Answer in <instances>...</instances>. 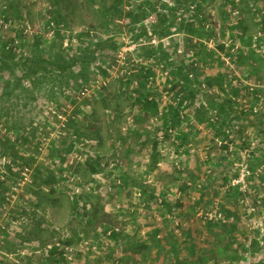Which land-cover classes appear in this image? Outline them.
<instances>
[{"label": "rangeland", "instance_id": "rangeland-1", "mask_svg": "<svg viewBox=\"0 0 264 264\" xmlns=\"http://www.w3.org/2000/svg\"><path fill=\"white\" fill-rule=\"evenodd\" d=\"M102 1L0 0V4L3 2V5H8L13 20L10 30H0V42L7 41L12 50L18 47L21 51H17L20 54L18 59L30 56L35 50L33 36L25 32L27 26L36 32L38 37L43 38L42 32L46 31L50 20H61L69 28H75L80 32H91L93 33L90 35L91 40H97L94 34L103 36L104 33L102 30L104 25L97 10L98 4ZM127 1L125 0L126 3ZM249 1L240 0V5L237 6L243 11L240 20L229 11L231 3L228 0H206L202 6L207 30H213L215 37L195 39L197 44L204 46L201 49L204 52L202 51V56L190 52L186 57L188 64L199 63L201 75L198 79L190 77L184 72L185 69L173 72L165 63L155 60L154 57H144L139 49L151 48L150 38L144 36L133 44V36L128 25L123 27L124 43L120 49L111 51V54L120 58L119 54L127 50L125 56L131 52L127 56L128 58L132 56L134 68L138 64L139 67L148 64L153 68L152 73L159 83L156 85L158 90L155 91V87L147 85L145 92L147 94L151 92L159 98L160 106L164 105L163 113L165 106L170 104L166 103L168 100L183 97L184 85L187 87L189 84V87L194 89L200 88L196 92V99H189L186 105H183V101L177 107L173 105L178 109L183 122L173 127L172 132L168 130L171 137L167 139L165 137L164 143L157 139V131L163 128L166 132L172 126L164 125L163 113L152 114L135 101L138 98L136 89L129 83L121 82L122 76L118 77L116 73L108 71L111 61L106 65L108 75L103 76L97 70L95 75L97 79L93 78L84 86L92 87L96 80L106 81V91L104 88L95 92L93 89L86 94L82 93L84 88L66 90L67 92L60 89L52 91L50 89L52 79L59 80L62 76L61 70L56 69L53 73L61 74L58 77L44 71L43 74L42 72L38 74L41 76L39 79L36 76L35 79H26L25 85L29 86L30 90L28 93H35V97L30 99L26 93L28 97H22L18 101L0 100L2 121L7 124L11 122L9 126L11 129L16 125L21 129L30 130L31 143L24 142L23 136H20L19 160L30 161L35 167V172L45 165L51 167L59 160L53 158L49 150L54 141H59L55 139L54 131L51 132L52 135L50 133L59 125L52 110L67 108V115L74 116L69 119V122L74 123L70 126V133L76 135L80 132L81 139L77 143L85 142V145L80 149L76 138H72L74 145L72 144L70 151L68 152L67 146L70 144L68 142L64 147L60 146L63 150L57 155L62 158L64 170L80 175L84 188L88 190L87 194L77 196L71 184L63 181L62 177L56 184L54 183L56 193L50 195L51 185L40 187V183L34 177L33 183L21 184L24 190L21 191L18 186V193L12 192L14 197L8 201V206H3L0 201V224L5 227L0 225V264H56L47 256L49 246H54L57 242L66 245L63 240L70 241L73 247V259H66L63 264H174L177 260L193 254L204 259L202 264H237L243 261L242 259L253 263L258 254L264 258V209L262 205L258 207L254 204L260 190L264 195V179L259 178V174H264V122L260 117L264 114V107L259 109L260 105L253 96L257 88H264V46L261 45L264 32L260 28L261 18L256 14V0ZM151 2L155 3L157 11L169 13L174 9L172 13L175 11L179 16H184L182 9L174 8L171 0ZM258 6L260 8L263 5L259 2ZM1 9L3 11L7 8L2 6ZM184 18H181V21L187 23L188 17ZM156 20L157 13L149 11L140 24L149 29ZM241 21L246 26L245 36L241 35L240 40L234 44L233 35H236V32L242 34V31L238 30ZM121 22L124 24V21ZM187 36L184 31L174 32L154 45L158 48L160 43H163V49L171 54V48L182 50ZM82 38L83 35H80V39ZM15 39H19V42L15 43ZM50 41H56L63 46V39ZM82 42L77 49L82 50L83 46L89 43L86 38ZM223 43L224 49L220 48ZM212 48L216 49L211 52ZM228 49L231 56L227 54ZM105 51L98 55L96 62L88 63L87 76L94 72V63L98 65L101 63ZM49 52L50 49L47 48L46 54ZM78 66L73 69L76 75L81 70L82 63ZM9 74L6 69L3 71L0 69L1 88L2 81L10 80L13 83L16 80L15 76L21 75L22 72L17 67L11 79ZM77 77L75 79L67 76L63 79L72 83L75 80L81 81L82 77L78 75ZM221 81L226 88L225 91L220 87ZM203 83L207 87H204ZM175 84L180 86L174 88ZM166 90H169V93L165 99L163 94ZM208 92H220L223 97L234 99L236 101L234 105L238 108L248 109V118L245 117L247 128L243 134L251 132V140L246 142L251 143L253 147L249 152L243 151L244 144L241 142L243 134L235 133L228 136L225 129L212 125L215 121L209 116L217 107L207 103L209 116L197 112L199 105L206 103ZM15 107H19L18 112ZM251 109L253 111L250 113ZM156 116L158 118H155ZM131 118L134 119L133 122ZM123 126L127 127V132H124ZM9 127L8 135L0 134V171L2 170V174L7 172L4 176L8 180L7 183L12 186L19 179V172H16L19 167L14 164L12 166L14 171L10 172L2 156L4 138L15 141L14 132ZM182 133L187 134V141L178 137ZM43 136L48 137L47 142L42 139ZM68 138L71 139L70 136ZM154 139L158 141L159 163L155 169H151ZM227 149L231 151L226 153ZM77 151H81L85 156L72 164L70 154ZM208 151H211V155ZM254 151L256 157L253 156ZM118 152L124 155V164L113 169L101 165L109 162ZM91 163L96 167L100 165L99 172L91 171ZM225 164L229 168H226ZM244 166L254 167V172L248 174V178H244L242 186L240 184L243 191V188H246V191L250 192L246 194L245 200L242 194L246 191L241 194L232 185L234 177L230 179L231 183H225V177L235 171L239 173L243 169L240 167ZM93 173L99 176L95 177ZM118 173L132 176L136 182L128 184L125 190L117 192L114 196L100 190L101 186L105 187L109 179ZM239 179L241 178L236 180ZM140 182L152 184L156 190L145 194V197L143 195L140 197L138 195ZM235 184L239 187V183ZM39 192L42 194L41 197L38 196ZM0 194L1 198L3 194ZM109 224L118 226L122 235H125L119 240L120 244L108 236ZM233 224L236 228L233 231H226ZM158 227L161 231L153 236ZM254 240L260 241L258 254L254 256L251 252L237 253L239 244ZM127 241L133 242L134 246L125 250L121 244H126ZM142 244L147 247L143 248ZM58 247L61 250V247ZM236 254L237 259L233 258Z\"/></svg>", "mask_w": 264, "mask_h": 264}, {"label": "trees", "instance_id": "trees-1", "mask_svg": "<svg viewBox=\"0 0 264 264\" xmlns=\"http://www.w3.org/2000/svg\"><path fill=\"white\" fill-rule=\"evenodd\" d=\"M160 2H163L164 0H159ZM174 4V8H180L182 9V13L184 16H179L175 11L172 13L174 9H172L171 12L166 13L162 11H157V7H155V3L151 2V0H128L127 3L125 0H113L111 3H107L105 0L100 2L97 6L98 10V16L104 25V31L103 36H99V34H94V38H97V40H91V36L89 32L83 31L79 35H83V38L80 39L81 42L88 41L89 43L83 46L82 50L75 49V48H62L63 46H60L61 43H57L56 41L51 42L50 40L46 39L44 36L38 37L37 34H31L33 36L34 44H33V51L34 53L30 56H24L23 58L18 59V56L20 54L17 50L18 47H16L14 50L10 47V44H8L7 41L0 42V69L1 71L5 70L10 72L9 78L11 77L12 73L15 72V69L18 67L20 68L22 74L16 75V80L11 83L7 81H2L0 87V100L2 102L5 101H13L12 99L19 100L22 97H35V93H28L29 86H26L25 83L27 82L26 79H35V76L41 78L38 74L40 72L48 71L51 74L56 70H61V74H52L53 77H59V80H53L52 84L50 86V89L53 91L55 89H60L62 92H67L66 90L71 89H83L86 84H88L90 81L94 79H97L95 77L96 71L99 70V73H102L103 76L108 75V71L106 69V65L109 64V62H115L116 56L111 54V51L115 52L116 50L120 49L121 45L124 43V35H123V27L125 25H128V28L130 32L132 33V42H136L140 40L142 37H149L152 38L153 36H156L157 39H162L171 36L174 32L178 31H184L188 34L186 43H184V47L182 48L183 51L179 52L176 48H171V54H168L166 50L163 49V43H160V47L156 48L154 44H152V47L149 49L140 48V53L144 55V57H154L155 60H158L159 62L165 63L166 67H170L173 72L180 69H185L184 72L188 74H192L193 78L198 79L201 75V67H199V63L192 62L187 63V55L190 54V52H194L197 54H202V45L197 44V42H194L196 39H212L215 37V33L213 30H207V22L205 17L203 16V10L202 6L206 2V0H171ZM233 6H239L240 0H228ZM249 1V0H246ZM251 1V0H250ZM249 1V2H250ZM261 2L263 6L259 8L258 3ZM3 3V2H2ZM0 4V13L5 12L8 17H12L10 14V10L7 9L2 11L1 7L3 4ZM255 5L257 6L256 14L260 16L261 18V30L264 32V0H256ZM241 9V8H240ZM156 12L157 13V20L153 22L151 28L143 27L140 23L145 17L147 12ZM243 16V11L241 10L240 13ZM60 16V15H58ZM188 17L187 23H183V20L181 21V18ZM176 18H180L177 20ZM187 19V18H184ZM59 21V20H57ZM61 21V20H60ZM124 21V24L121 22ZM181 21V22H180ZM121 23V24H119ZM174 29V30H173ZM238 30L242 33L239 34L236 32V35H233V43L235 44L240 38L241 35L246 32V26L241 21V24L238 26ZM134 33V34H133ZM60 35V34H59ZM61 36V35H60ZM243 36V38H244ZM45 39V40H44ZM58 39H61L59 37ZM47 40V41H46ZM82 42V43H83ZM173 44V43H171ZM261 45L264 46V35L261 37ZM225 44H221L220 48L224 49ZM47 48L50 49V52L46 54ZM81 48V46H80ZM212 48L210 51H214ZM16 50V51H15ZM70 50L73 52H70ZM106 50V51H105ZM205 50V49H204ZM18 51V52H17ZM105 51L106 54H104L101 63L95 64L94 63V72L91 73L90 76H87L88 74V67L91 62H96L98 55ZM207 51V50H206ZM200 52V53H199ZM204 52V51H203ZM227 54H231L230 49L227 50ZM23 55V53H22ZM202 56V55H201ZM231 56V55H230ZM50 57V58H49ZM200 60V59H198ZM202 61V60H200ZM199 62V61H198ZM82 63V68L78 72V76H81L80 80H75L73 83L70 82V80H65L67 76L70 78L71 76L73 78H78L73 69L79 67L78 64ZM128 68V67H127ZM80 69V68H79ZM129 70V68H128ZM127 70V71H128ZM65 71V72H64ZM125 72V75L120 78L121 82L125 84H130L132 87L136 89L138 92V98L137 103H139L141 106H143L147 111H150L152 114H157L159 112V102L156 100H149L148 96L151 94V92H148V94L145 92V88H147L149 76L153 72V68L150 65H142L139 67L137 71H131L130 73ZM64 73V74H63ZM71 73V74H70ZM94 74V76H93ZM264 75V74H263ZM13 76V75H12ZM52 77V76H51ZM63 77L65 79H63ZM11 79V78H10ZM138 80V85H134V80ZM64 81V82H63ZM180 84H175L174 88H177ZM220 87L223 91L226 90V88L223 86V81L220 82ZM104 90H107V86L103 87ZM200 88L194 89L186 85L183 86L182 92L184 98H188L190 100L196 99V92L199 91ZM250 90V88H249ZM48 91V90H47ZM46 91V92H47ZM75 92V91H74ZM28 96H27V94ZM110 95V94H109ZM236 95V94H235ZM207 101L206 103L203 102V104H200L199 108L197 109V112H199L201 115L207 114L209 116L208 110L206 108L207 103H211L213 107H217V119L215 120L212 125L214 126H220L221 128L225 129L228 132V136L237 134H243L245 133V129L247 128V123L245 121V117L248 118V109L247 108H238V106L234 105L236 101L232 98L223 97V94L220 92H208L206 94ZM253 96L258 101L259 105L264 107V88H257L255 92H253ZM236 97V96H235ZM18 112L19 107H15ZM250 113L252 112L249 111ZM1 115V114H0ZM163 119H164V125L166 126H172L176 127L179 126L183 119L179 117V111L177 108H174L173 106H165ZM202 117V116H201ZM262 121L264 122V114H261ZM1 118V117H0ZM211 119V116H209ZM2 120V118H1ZM4 121V120H3ZM8 121V120H7ZM5 123V122H4ZM218 123V124H217ZM10 123H5L6 127H9ZM14 125V124H13ZM71 125H74L72 122ZM10 128V127H9ZM11 129V128H10ZM14 135H15V141H12L9 138H4L3 142L4 148L2 150V154L10 155L12 157V164H7V169L12 172L14 171L12 166L13 164L18 165L19 168L22 167L24 164H29L30 161L27 159L25 160H19L20 158V152L18 150V143L20 140V136H23V140L26 143H31L32 141V135L30 133V130L27 128L21 129L14 125L12 127ZM76 142L81 139V133L76 134ZM244 136V134H243ZM242 136V138H243ZM46 136H43V138ZM166 139L171 137V134L169 133L168 129L165 134ZM183 141H187V134L182 133L178 136ZM42 138V139H43ZM241 138V140H242ZM70 143L68 147V152L72 148V144L74 145V142L68 137L60 138L59 141H54L49 150L52 152V157L55 159H59L57 162H55L51 167H45L36 169L34 177L36 178V181L40 183V187L42 185H51V194L53 195L56 193V186L58 179L61 178V175L65 172L63 162L61 161L62 158L57 155V153H61L65 144ZM242 142V141H241ZM247 141L242 142L244 144L243 150L245 148H251V143H246ZM183 145V144H181ZM229 148V146H227ZM252 149V148H251ZM214 151V149L212 150ZM211 155V151H208ZM229 153V150L227 149V152ZM64 155V153H62ZM59 154V155H62ZM158 141L154 139V146H153V154L152 158L150 159V167L151 169H155L157 167V164L159 163V157H158ZM249 155H252L249 153ZM253 156L256 157L255 151L253 152ZM250 157V156H249ZM251 158H248L250 160ZM54 162V161H53ZM250 162V161H249ZM45 164V163H43ZM253 165L254 163L251 162ZM102 165V164H101ZM50 166V165H49ZM98 166V164H97ZM100 166V165H99ZM98 166V167H99ZM42 167V166H40ZM96 167L94 164L91 163V171H98L99 168ZM226 168H229L225 164ZM253 166L250 167L251 172L253 173ZM20 169H18L16 172H19ZM224 172V171H223ZM227 172V170H225ZM224 172V173H225ZM238 171L233 172L232 175H228L225 177V183H231L230 179L232 177L238 176ZM125 177H124V176ZM132 176H128L126 174L121 175V185H118L114 183V179L110 178L111 184L115 188H117V192H121V190H125L128 184L132 182H136L132 179ZM250 178H253V176H250ZM259 178L264 179V174H259ZM232 180V179H231ZM7 178L5 180L2 179L0 174V193L3 194V196L0 198L1 203H3V206H8V202L6 200V191L10 188L11 184L7 183ZM55 183V184H54ZM140 191L142 195L145 197V194L151 193L156 190V187L152 184H147V182H140ZM187 186V185H185ZM238 186V185H236ZM233 186L236 191H240L241 194L244 192L240 185L239 187ZM242 186V185H241ZM43 187V186H42ZM246 191V190H245ZM36 192V191H35ZM249 191H246V193L242 194L243 200L246 199V194H249ZM262 191L258 192V198L255 200L254 204L255 206L260 207V205L263 206L264 209V195L261 194ZM41 193H38V196L41 197ZM109 196H114L112 193H108ZM1 196V194H0ZM81 196V195H80ZM153 196V193H152ZM43 197V196H42ZM203 198V197H202ZM174 205V203L172 202ZM170 208V207H169ZM229 214V213H228ZM222 226L225 227V224ZM231 226V225H229ZM108 228L111 230V233L108 234V236L113 241H119L123 236L122 231L117 229V226L113 224H109ZM236 228V225L233 224L230 228L228 227L226 231H233ZM226 229V227H225ZM161 231V229L158 227L153 232V236L158 235V233ZM66 245H69L71 242L66 240L64 241ZM133 243V242H132ZM131 242L127 241L126 244H121L125 250L130 249L132 246H134ZM120 244V241H119ZM260 241H252L250 243H247L245 241L244 243L239 244L237 253L245 254L246 252H251L252 255H256L259 253L260 250ZM136 246H139V244ZM143 248H146L147 246L142 244ZM249 253V255H251ZM259 255V254H258ZM256 256V260H254L253 263H248L244 259L243 261L238 262L237 264H264V258H261L260 256ZM47 256L51 259V261L56 262V264H63V261L66 260V256H64L63 251L59 250V247L57 245H54L52 248L49 249ZM58 256V258H57ZM253 256V257H254ZM233 258L237 259L238 256L233 255ZM204 259L202 257L197 258V254H193V256L186 257L180 260H177L174 264H202ZM111 264H120V263H111Z\"/></svg>", "mask_w": 264, "mask_h": 264}, {"label": "built area", "instance_id": "built-area-1", "mask_svg": "<svg viewBox=\"0 0 264 264\" xmlns=\"http://www.w3.org/2000/svg\"><path fill=\"white\" fill-rule=\"evenodd\" d=\"M3 7L6 8L7 5H3ZM229 11L232 13V15L237 20L241 19V14H240L241 10H240V8H237V6H233L232 4H230ZM12 26H13V20L10 17H8L5 12L0 13V30L1 31H8V30L11 29ZM206 26H207V24H206ZM25 32H29L31 34H35L36 33L34 31L30 30V27H28V26H27ZM42 33L49 40H56L57 38L61 37V39H63V47L67 48V49L68 48H76L80 44V35L79 34L81 32L78 31L75 28H69L62 21L50 20L48 25H47L46 31H43ZM92 34L93 33H91L90 35H92ZM141 39H143V37ZM150 40H151V44H154V43L156 44V43H158L160 41V39H157L156 36H153L152 38H150ZM18 42H19V39H15V43H18ZM195 42H196V40H195ZM133 44H135V43H133ZM130 49H133V48H130ZM17 50H18V48H17ZM178 51L182 52L183 49L182 50H178ZM19 52H21V51H19ZM125 52H127V50ZM125 52L122 51L119 54L120 58L116 57L117 58L116 61L112 62L110 64V66L108 67V71L110 73L111 72L112 73H116V75L118 77L125 75V72L128 70V68H129V70L127 71V73H130L131 71H137V69H138V66H136L135 68L133 67L134 60H133L132 56L130 58H128V56L131 54V52L127 53V55L130 53L128 56L127 55L125 56ZM118 62H120V64H117ZM161 66H163V64H161ZM158 71H159V69L157 70V72ZM189 76L193 77L192 74H189ZM105 84H106V81L102 82L101 80H96L92 87L84 88L82 93L86 94L88 91L90 92L93 89H94V92H95L96 90H100L104 86H106ZM134 85H136V86L138 85V80L137 79L134 80ZM148 85L150 87H153V88L155 87V91L158 90V87L156 85H159V83H158V81H156V78L153 75V73H151L150 76H149ZM203 86L207 87L205 83H203ZM168 93H169V90H166L164 92L163 97L165 99L168 98V95H167ZM134 95H136L135 92H134ZM183 97L182 98L181 97L180 98H176L174 100H168V102H166V101L165 102L166 103H170L168 105H170V106L174 105L175 107H177V105L179 106L181 101H183V105H186V103L188 102L189 99L188 98H183ZM148 98H149V100H156L157 102H160L159 98L157 96L153 95V93L149 94ZM163 107H164L163 104L161 106L159 104V114L160 115L163 113ZM262 108H263L262 106H259V109H262ZM255 111H256V109H255ZM66 112H67V108L66 107L56 108V109L52 110L53 116L56 117V119L59 122L58 127L50 131V133L54 131L55 139H60V138L69 137V136L72 137V138H76L77 137V135H74V134L70 133V126H71L72 121L69 122V119L74 118V116L70 117V116L67 115ZM155 118H158V116H156ZM213 119H217V111H216V109H213V111L211 113V120H213ZM133 120L134 119L131 118L132 122H133ZM213 121H215V120H213ZM122 129L125 130L124 132H127L126 131L127 130L126 126H123ZM168 130L170 132H172L173 131V127H170ZM247 133L243 136L242 142H244V141L248 142V141L251 140V137H250L251 132L247 131ZM0 134L1 135H8L7 134V127L5 126V124L1 120V118H0ZM157 134H158L157 139L159 140V142L160 143H164L166 132L163 130V128H160L157 131ZM51 135H52V133H51ZM14 139H15V136L13 137V140ZM43 140L47 142L48 137H44ZM77 145H78V147L80 149H82L84 147V145H85V142H79V143H77ZM251 148H253V147L251 146ZM251 148L247 147L243 151L245 153H247V152H249V150ZM229 150L231 151V149H229ZM2 156H3L4 162H6V166H7V164H12V157L10 155L4 154ZM70 156H71V163L73 164L75 160L80 161L83 158V156H85V154L82 153L81 151H77L75 153H71ZM56 162H57V160H56ZM124 163H125L124 155L121 152H118L114 158H112L109 162H104L102 164V166L103 167H110V168L113 169L116 166H120V165H122ZM240 168H243V169L241 171H239L238 176L233 178L234 180H233V184L232 185H234V186L238 185V184H235V183H239V185L240 184L242 185L243 183H241V182H244V178H248L247 175L251 174V169L249 168V166L248 167L244 166V167H240ZM19 169H20V171H19V179H18L17 183L15 185L10 186V188L8 189V191L11 190L10 192H8V193L6 192L7 193L6 194L7 195V197H6L7 202L11 200V197H14V194L12 193L13 191L18 193V190H17L18 186H19V189H21V191L24 190V187L21 185L22 183H33L34 182L33 178H34V173H35V170H34L35 167L33 166L32 163L24 164ZM96 172H99V171H96ZM5 173H7V172H4L2 174V170L0 171V174L2 175L1 177H2L3 180L6 179L5 176H4ZM93 174H94L95 177L99 176L96 173H93ZM62 177H63V181L71 184L75 195L80 196V195L88 193V190L86 188H84V185H83V182H82V179H81L80 175L76 174L75 172H66L65 171L61 175V178ZM106 178H108V176ZM111 178L114 179V181H115L114 183H116L118 185H121V179H120L121 178V174H119V173L118 174H114L113 177H111ZM237 178H241V179L236 180ZM95 179H99V178H95ZM243 189H244V191L247 190L246 188H243ZM46 190L49 191L50 189H46ZM100 190H105L106 194L112 193V194L116 195L118 189L115 188L113 186V184H111V181L109 179V181L106 183V186L105 187L101 186ZM138 195L141 197V195H142L141 191H138ZM143 205H145V204H143ZM210 217H212V214H211ZM0 225H2V224H0ZM2 227L5 228L3 225H2ZM117 229L119 230L118 226H117ZM108 232L110 234L111 230L109 229ZM56 245L61 247V250L63 251L64 256H66V259H69V260L73 259V256H72L73 247L70 244L69 245H64V244H62L60 242H57ZM49 247L52 248L53 245H50ZM17 261H19L18 258H17Z\"/></svg>", "mask_w": 264, "mask_h": 264}, {"label": "crops", "instance_id": "crops-1", "mask_svg": "<svg viewBox=\"0 0 264 264\" xmlns=\"http://www.w3.org/2000/svg\"><path fill=\"white\" fill-rule=\"evenodd\" d=\"M46 96H47V94H46Z\"/></svg>", "mask_w": 264, "mask_h": 264}]
</instances>
